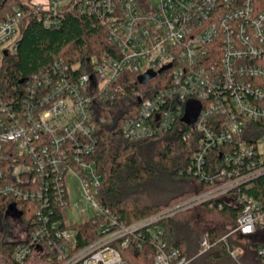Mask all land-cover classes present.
Here are the masks:
<instances>
[{
    "label": "built area",
    "instance_id": "1",
    "mask_svg": "<svg viewBox=\"0 0 264 264\" xmlns=\"http://www.w3.org/2000/svg\"><path fill=\"white\" fill-rule=\"evenodd\" d=\"M71 3L102 20L113 47L82 71L54 60L16 99L0 96V210L12 260L24 264L34 253L43 264H192L211 246L207 234L187 256L168 243L160 221L206 203L238 209L221 239L264 241V190L250 192L264 176V0H149L146 8L136 0H18L0 18V64L17 47L26 10L57 28ZM148 70L151 79L165 71L159 79L168 82L150 96L133 90L140 102L120 131L134 140L187 126L198 146L186 171L207 188L121 224L99 199L94 114L124 94L126 71L137 81ZM73 184L75 206H83L66 216ZM11 203L19 216H5ZM79 225H87L82 243ZM257 255L264 264V244Z\"/></svg>",
    "mask_w": 264,
    "mask_h": 264
},
{
    "label": "trees",
    "instance_id": "2",
    "mask_svg": "<svg viewBox=\"0 0 264 264\" xmlns=\"http://www.w3.org/2000/svg\"><path fill=\"white\" fill-rule=\"evenodd\" d=\"M16 1L0 0V18ZM136 1L144 8L149 4V0ZM112 47L102 20L93 14L79 12L75 3L66 7L57 28L46 27L35 14L26 10L17 47L1 60L0 96L16 99L24 82L32 74L48 68L54 60H61L69 67L79 64V71H82L88 68L87 62L91 57L109 53ZM163 75L166 76L165 71L147 84H140L130 71H126L120 81L125 92L109 105L114 109L110 121L103 119L100 112L94 114L97 142L93 159L102 178L99 199L121 224L146 217L207 188L186 171L198 146V135L187 126L182 130L174 126L161 134L134 140L125 138L120 131L121 122L136 111L140 102L132 95L133 90L144 92L143 97L150 96L168 82L163 83L159 79ZM253 185L252 194L257 189L264 190V176L256 179ZM199 207L209 213H220L224 219L223 226L201 230L192 218H188L190 216L184 215ZM186 212L163 219L160 224L165 228L168 243L177 246L187 256L198 251L200 237L207 234L211 246L192 264H260L257 248L264 241L238 233L221 239L228 226L236 220L238 209L225 204L221 208L216 204L210 208L206 203ZM29 217L30 214H26L24 218ZM3 224L4 216L0 210V256L6 264H17L11 258L13 244L4 240ZM86 227H77L81 243L85 239ZM227 246L237 252L235 258L231 257ZM131 263L135 264L132 260Z\"/></svg>",
    "mask_w": 264,
    "mask_h": 264
},
{
    "label": "rangeland",
    "instance_id": "3",
    "mask_svg": "<svg viewBox=\"0 0 264 264\" xmlns=\"http://www.w3.org/2000/svg\"><path fill=\"white\" fill-rule=\"evenodd\" d=\"M151 3H156V0H150ZM196 101L195 100H189L186 104L187 110H186V118L188 120L192 119V111L195 110V106H196ZM108 108H102L100 110V116L103 119H106L108 121H110L111 117L113 116V111L114 109L111 106H107ZM191 113H190V112ZM189 182H191L190 180H188ZM187 181V183H189ZM189 184H192L189 183ZM68 195H69V205L66 207L65 209V215L66 216H73L72 212L74 214L77 215L78 213V208L83 206V203L79 202L78 206H75L76 201H78V187L73 185H70L68 188ZM203 207H199L196 210H193L191 212H186L184 213V215L186 216H190L188 218H192V220L199 226V228L201 230H204L208 227H220L223 226L224 224V219H222L220 213L218 212H212L209 213L207 212L205 209H202ZM30 213L29 210H27V214ZM194 213L196 216H194ZM187 218V219H188ZM82 218L80 216L76 217V220H81ZM202 237V236H201ZM200 237V238H201ZM237 253V252H236ZM0 264H6L1 256H0ZM24 264H43L41 262V260H38V258L34 255V253L32 254V256L30 257L29 261H27Z\"/></svg>",
    "mask_w": 264,
    "mask_h": 264
},
{
    "label": "water",
    "instance_id": "4",
    "mask_svg": "<svg viewBox=\"0 0 264 264\" xmlns=\"http://www.w3.org/2000/svg\"><path fill=\"white\" fill-rule=\"evenodd\" d=\"M4 54L6 55L7 54V51H4ZM170 64L164 66L163 68H166L168 67ZM163 68H160L158 70V72H160ZM156 72L152 71V70H148L147 72L143 73V74H140L137 76V81L140 83V84H145L146 82H148V80H150L154 75H155ZM12 213L16 216H19L20 215V212L18 210H16L15 208V204L14 203H11L8 205L6 211H5V216L8 215V213Z\"/></svg>",
    "mask_w": 264,
    "mask_h": 264
},
{
    "label": "flooded vegetation",
    "instance_id": "5",
    "mask_svg": "<svg viewBox=\"0 0 264 264\" xmlns=\"http://www.w3.org/2000/svg\"><path fill=\"white\" fill-rule=\"evenodd\" d=\"M11 216H14V214H12L11 212H10V213H8V217H10V218H11Z\"/></svg>",
    "mask_w": 264,
    "mask_h": 264
}]
</instances>
